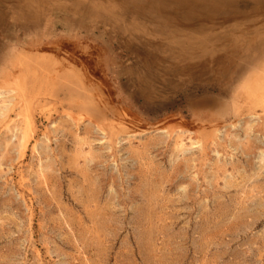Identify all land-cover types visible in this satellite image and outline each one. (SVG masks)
<instances>
[{
    "label": "rangeland",
    "instance_id": "obj_1",
    "mask_svg": "<svg viewBox=\"0 0 264 264\" xmlns=\"http://www.w3.org/2000/svg\"><path fill=\"white\" fill-rule=\"evenodd\" d=\"M112 1L0 0V264H264V0Z\"/></svg>",
    "mask_w": 264,
    "mask_h": 264
},
{
    "label": "bare ground",
    "instance_id": "obj_2",
    "mask_svg": "<svg viewBox=\"0 0 264 264\" xmlns=\"http://www.w3.org/2000/svg\"><path fill=\"white\" fill-rule=\"evenodd\" d=\"M15 3H20L23 5V3H26V1H29V0H14ZM184 1V0H183ZM193 2H191V7L190 8H193V10L197 13L198 12H203L205 11V8L204 6L200 5L197 3V1L195 0H192ZM220 1V0H219ZM254 3H251L252 4V8H250V10L248 12H257V10H255L257 7H261L260 4H263L262 0H253ZM149 2V5L150 7L148 8V12H153V13H158L160 14L161 16H158L155 18H152L153 21L151 20L150 17H147L144 13L142 12H133V14H136V15H139L141 17H145L146 20L145 22L147 21L148 23L150 21L154 22V21H157V19H160L162 18V21L165 23V22H169V21H172V20H178V22L182 21L181 23L183 24V21L184 19L181 17V13L182 11L179 10V5L180 3L182 4L181 0H173V1H170L169 0H147V3ZM186 2V1H184ZM183 2V3H184ZM215 2V1H214ZM218 3V2H217ZM231 3V2H230ZM48 4V3H47ZM232 4V3H231ZM230 4V6H231ZM130 5V4H129ZM229 5V4H227ZM233 5V4H232ZM26 6V4L24 5ZM45 6V5H44ZM23 8V7H21ZM90 8H92V11L90 10ZM48 9H50V5H48ZM82 13L83 15H88V16H94L95 18L94 19H102L104 20L105 22V27H104V30L107 29V27L111 26V27H117L120 25V21L124 20V15L122 13L119 12V9H120V6L119 5H115L113 4V1L112 0H93V4L91 6H81L78 8ZM60 9H50V12L52 11H55V12H60L59 11ZM210 10V9H209ZM212 10H216V9H212ZM23 11L27 12L23 17H22V21H23V25L19 26L17 24H15V27L16 29L19 28V32H22L24 33V31H27L28 29H31L34 27V22L38 19V17L41 15L42 11H43V6H41V4L37 3V1L35 2L34 5H31L30 7H24L23 8ZM211 11V10H210ZM102 13L101 17L98 16V13ZM195 12H193L194 14H196ZM232 13V12H231ZM132 14V12H131ZM244 15H248V14H245L243 13V15H240L237 17H243ZM209 16V15H208ZM36 19V20H35ZM68 20V19H67ZM189 21V19H188ZM227 21V20H226ZM155 23V22H154ZM109 24V25H108ZM121 26V25H120ZM129 26V25H127ZM128 28V27H127ZM57 30L56 27L53 28L52 31H50L51 33L49 34H53L55 31ZM124 32V31H123ZM80 36V34H78ZM128 38V37H127ZM134 39V38H133ZM43 39H40L38 45H41L43 44L44 42L42 41ZM44 40H47L44 39ZM81 40H83L81 38ZM123 40V39H122ZM137 41V40H136ZM140 41V40H139ZM46 42H52L51 38L50 40L46 41ZM81 42V41H80ZM142 42V41H141ZM72 46V47H71ZM76 45H73V44H69L68 45V48H70V50L72 48H74ZM126 46V45H125ZM104 47V46H103ZM76 48V47H75ZM238 52V51H237ZM72 54V53H71ZM84 54V53H83ZM82 54V55H83ZM80 56V58L76 59V62L79 63V65L81 66V68L79 69L78 72H75V71H72V73L74 74V72L76 74H74V77L76 78L77 77V80H78V87H74V86H71L70 87H67V92L68 94H70V96H73V95H81V94H84L88 91V87L87 84H86V78L84 77L86 74L85 72L83 71V67H85L84 64H86V62H88L87 57L86 55L85 56ZM215 55V54H214ZM116 56V55H115ZM228 56V55H227ZM117 57V56H116ZM213 57V56H212ZM118 58V57H117ZM182 58H186V57H182L180 56L179 59ZM90 59V58H89ZM199 57H195L194 60H198ZM92 60V59H91ZM102 55H97L96 57V60H95V65L97 67L100 66V64H102ZM219 61V60H218ZM226 61H229V60H226ZM75 62V63H76ZM91 62V61H89ZM200 63V62H199ZM202 64V63H201ZM236 64V63H235ZM87 65V64H86ZM88 66V65H87ZM206 66V65H205ZM221 66V65H220ZM234 66V65H233ZM191 67V66H190ZM91 68V67H90ZM202 68V67H201ZM97 69V68H96ZM189 69V68H188ZM193 69V68H192ZM196 69H197V74L196 76L198 78H201L204 76V73H205V70L207 69H201V72H199L197 66H196ZM228 70V69H227ZM232 70V69H231ZM230 70V71H231ZM210 71V70H209ZM178 72V75L180 76V72ZM184 72H186V70H184ZM245 73V72H244ZM171 75V74H169ZM187 75V74H186ZM172 76V75H171ZM175 76V75H174ZM262 76V75H261ZM71 77V76H70ZM203 79V78H202ZM74 85V84H72ZM256 86V85H255ZM255 88V87H254ZM16 93V92H15ZM84 106V105H83ZM87 106V105H86ZM85 107V106H84ZM104 107V106H103ZM97 108V107H96ZM103 110V109H102ZM107 110V108L105 109Z\"/></svg>",
    "mask_w": 264,
    "mask_h": 264
}]
</instances>
